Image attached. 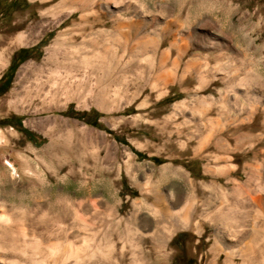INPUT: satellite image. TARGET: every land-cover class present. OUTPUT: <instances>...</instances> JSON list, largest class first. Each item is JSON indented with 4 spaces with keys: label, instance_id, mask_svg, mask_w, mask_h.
<instances>
[{
    "label": "rangeland",
    "instance_id": "1",
    "mask_svg": "<svg viewBox=\"0 0 264 264\" xmlns=\"http://www.w3.org/2000/svg\"><path fill=\"white\" fill-rule=\"evenodd\" d=\"M62 1L0 0V264H264V0Z\"/></svg>",
    "mask_w": 264,
    "mask_h": 264
},
{
    "label": "crops",
    "instance_id": "2",
    "mask_svg": "<svg viewBox=\"0 0 264 264\" xmlns=\"http://www.w3.org/2000/svg\"><path fill=\"white\" fill-rule=\"evenodd\" d=\"M232 39V38H230ZM222 74L225 73H231L235 74L238 73L237 68L231 67V68H221L219 70ZM264 88V83L262 81H240L238 78V75H235L234 77H228V79H224V77L221 79V85H219V89H222V93L226 94L228 91L231 90H238L239 96L241 98V102L244 103V99H247L249 97V94L253 92V89L255 88ZM242 90V91H241ZM252 120H239L238 125L241 128V130L245 129V127H249L251 125ZM258 122L263 123V120H258ZM248 125V126H246ZM250 129V128H248ZM247 136H255L256 134H260L261 136L264 135V128H261L256 131H252L251 129L248 130V133H243ZM255 162H251L250 165H254ZM248 165V164H247ZM255 165L259 166L258 163ZM249 166V165H248ZM229 179V178H228ZM252 180V178H251ZM235 191H239L238 188H236Z\"/></svg>",
    "mask_w": 264,
    "mask_h": 264
},
{
    "label": "bare ground",
    "instance_id": "3",
    "mask_svg": "<svg viewBox=\"0 0 264 264\" xmlns=\"http://www.w3.org/2000/svg\"><path fill=\"white\" fill-rule=\"evenodd\" d=\"M63 2V4H65V3H67V4H70V5H74L75 4V6H74V10H87V7L90 5L88 2H87V0H63L62 1ZM69 5V6H70ZM59 6H60V4H59ZM76 7V8H75ZM58 8V7H57ZM62 10V8H59V10L57 9V13L58 12H60ZM73 10V9H72ZM62 12H63V10H62ZM74 11H71V13H73ZM51 13V12H50ZM70 13V14H71ZM81 18H83V17H81ZM80 25V24H79ZM84 25V24H83ZM85 27L87 26L86 24L84 25ZM83 26V27H84ZM131 30H132V34L133 33H136L137 32V28H138V22H135V23H132L131 24ZM118 28V26H116L115 27V30ZM140 29V28H139ZM79 30V29H78ZM81 30V29H80ZM77 33V32H76ZM125 38V37H124ZM64 40H65V38H63ZM58 41V40H57ZM125 41V40H124ZM127 44V43H126ZM137 48H140L141 50L142 49H144V47L143 46H140V47H137ZM57 49V48H56ZM74 50H75V48H74ZM132 50V49H131ZM72 51V50H71ZM70 51V52H71ZM76 52V51H75ZM78 53V52H77ZM95 55H98V53L97 54H95ZM83 59H85V58H83ZM87 63V62H86ZM236 193V192H235ZM168 209V208H167ZM179 223V222H178ZM245 235V234H244ZM217 241V240H216ZM108 246V245H107ZM106 246V248L108 249V251L110 250V249H112V248H110V247H107ZM223 246L225 247V248H227V249H229V248H231L233 245L232 244H230V243H224L223 244ZM222 246V247H223ZM105 248V247H104ZM216 248V247H215ZM151 249V248H150ZM149 249V250H150ZM217 249H218V247H217ZM113 250V249H112ZM133 251H132V253H131V258H130V263L129 264H140V263H144V264H149V254L147 255L148 256V260H146V258L144 257L145 256V252H144V250H142L141 248H140V246L139 245H135V247L132 249ZM101 252V251H100ZM125 252V251H124ZM152 252V251H151ZM248 254V253H247ZM241 255H243V254H241ZM66 256H70V254H67ZM106 256H107V254H106ZM114 256H116V255H114ZM231 256L232 255H230L228 252H226V259H225V264H233L232 263V259H231ZM240 256V255H239ZM245 257H246V255H244ZM67 257V258H68ZM241 257H243V256H240V259H241ZM105 259H106V257H105ZM118 259H120L121 261H123L124 260V254L121 252V254L118 256ZM246 259H244V261H245ZM248 260V259H247ZM77 261L78 260H76L75 259V262H74V264H77ZM242 261V260H241ZM80 262V261H79Z\"/></svg>",
    "mask_w": 264,
    "mask_h": 264
},
{
    "label": "trees",
    "instance_id": "4",
    "mask_svg": "<svg viewBox=\"0 0 264 264\" xmlns=\"http://www.w3.org/2000/svg\"><path fill=\"white\" fill-rule=\"evenodd\" d=\"M9 79L8 78H6L1 84H0V94H2L6 89H7V87H8V85H9ZM66 114L68 115H74V117L76 118V119H84V114H81V115H77V114H71V111L70 110H67V112H66ZM85 119H88L87 117H85ZM85 123L86 124H89V125H91V126H95L96 127V123H95V120H93L92 122H89L88 120L86 121L85 120ZM137 155H139V154H137Z\"/></svg>",
    "mask_w": 264,
    "mask_h": 264
}]
</instances>
